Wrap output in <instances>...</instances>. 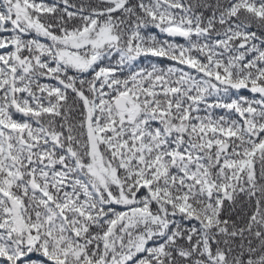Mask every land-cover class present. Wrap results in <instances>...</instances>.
I'll return each mask as SVG.
<instances>
[{
	"label": "snow or ice",
	"instance_id": "1",
	"mask_svg": "<svg viewBox=\"0 0 264 264\" xmlns=\"http://www.w3.org/2000/svg\"><path fill=\"white\" fill-rule=\"evenodd\" d=\"M0 264H264V0H0Z\"/></svg>",
	"mask_w": 264,
	"mask_h": 264
}]
</instances>
